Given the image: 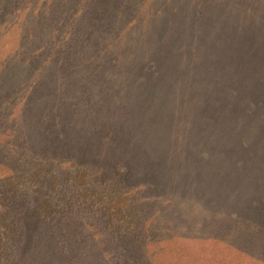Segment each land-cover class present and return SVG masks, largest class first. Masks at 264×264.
Returning a JSON list of instances; mask_svg holds the SVG:
<instances>
[{
    "label": "rangeland",
    "instance_id": "obj_1",
    "mask_svg": "<svg viewBox=\"0 0 264 264\" xmlns=\"http://www.w3.org/2000/svg\"><path fill=\"white\" fill-rule=\"evenodd\" d=\"M26 2L0 18V264H264V108L243 109L264 104V0H122L98 23L99 6L69 66L46 35L84 0ZM115 188L127 214L106 223Z\"/></svg>",
    "mask_w": 264,
    "mask_h": 264
},
{
    "label": "trees",
    "instance_id": "obj_2",
    "mask_svg": "<svg viewBox=\"0 0 264 264\" xmlns=\"http://www.w3.org/2000/svg\"><path fill=\"white\" fill-rule=\"evenodd\" d=\"M39 0H27V6L29 7L30 5H33L35 2H38ZM55 0H44L43 4L41 5V8L39 10H44V11H49L50 10V6H53L55 4L54 2ZM76 4L74 5H80L82 3L83 0H75ZM21 3V2H20ZM0 4H1V9H0V18L1 17H8L11 15H15L18 13H21L20 10V6L21 4H19L20 6H16V0H0ZM115 4L117 6H115ZM111 5L114 6V8H116L115 10L118 11V13H124L125 9L122 7V0H84V4L83 6H81V19L76 18V15L78 13L79 10H72V14L70 15V20L66 21L65 23L61 24L62 19H64L63 13H59V19L57 22V26H55L52 30V33H50L47 37V45L50 47V51L52 53L57 52L58 53V46L59 47H66V50H69V47H71L72 52L69 51L68 54L65 56V58L63 59V63L66 66H69L71 63L74 62V60H83L85 57V54L89 55V52L87 51L89 47H91V39L88 38V35L83 37L82 32H79L80 29L82 28L83 25H87L88 19L91 17V10L94 11V9H98L99 6L103 7L102 12L100 11L98 14V18H95L94 20L98 21V23L100 22H104L107 21L109 22L112 18H111V14L108 10V7H110ZM99 10V9H98ZM36 10H33L31 13H34ZM42 13V12H40ZM57 18V16H56ZM109 20V21H108ZM57 21V20H55ZM76 24L77 25V29L75 33H72L70 31V27L71 25ZM81 42V48H77V43ZM85 43V45H84ZM42 48H38L37 50L33 51V55L34 56H39L40 52ZM85 49V50H84ZM97 57H88V60H86L85 64H89L91 61H95ZM61 61V60H60ZM114 62V60H112ZM51 62V61H50ZM49 62V63H50ZM251 67L253 69H255L256 65L254 64V61H251ZM236 95V92H232L231 96L234 97ZM263 103H256L254 102V100L246 102L245 106L243 107L244 109V113L246 115H251L254 114L257 111L263 110ZM240 146L242 148H247L248 147V142L242 140L240 143ZM208 153L204 152V156H207ZM57 159V158H56ZM4 161H10V160H4ZM66 161H70V163H74V160H66ZM19 162V160H18ZM237 166H242V163H237ZM42 173H44L42 171V169H36L32 172V176L34 178H40ZM4 176H2L1 179L2 181V185L5 187H10V188H16L18 186L19 183H21L24 175V172H22V170H19V172H8L6 174H3ZM53 178H55V176H53ZM75 180L74 183L75 184H85V178L86 175L83 171L79 172V173H75L74 176ZM224 181H227L229 178H222ZM233 179H238V178H231V180H228L229 182L232 181ZM258 179V178H257ZM53 182H57L60 185V181H58V179L56 178V181L53 180ZM120 191V188H115L111 190V194L110 196L107 198V202L101 203L102 201V197L104 196L106 192V190H102L101 194H97L95 196V200L97 201V203H101L102 206V212L103 215L105 217V222L106 223H110L113 221V219L118 216H126L127 212L125 210V208L127 207V202L129 201L128 195H126V193H121V195H117V192ZM5 196H0V226L1 228H3L5 231L3 233L2 236H0V260L4 259V261H8V259H10V250H9V245L8 242H6V234H8V232H10L7 228L6 225H3L2 223H4V221H6L9 217L10 214L7 211H3L4 206H5ZM47 207V206H44ZM44 209V208H43ZM44 211H48V210H43ZM37 212V216H40L42 214V212ZM46 213V212H44ZM259 215L264 216V211H261L259 213ZM264 218V217H263ZM132 227V223L130 224V228ZM257 225H255L252 229L256 230ZM264 227V226H260ZM91 238V237H90ZM104 245V244H103ZM102 245H100L101 247Z\"/></svg>",
    "mask_w": 264,
    "mask_h": 264
}]
</instances>
